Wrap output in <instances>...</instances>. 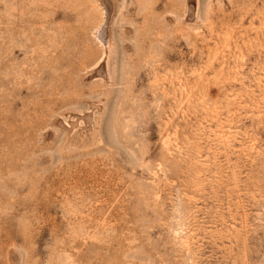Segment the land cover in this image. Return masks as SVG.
<instances>
[{
    "label": "rangeland",
    "instance_id": "rangeland-1",
    "mask_svg": "<svg viewBox=\"0 0 264 264\" xmlns=\"http://www.w3.org/2000/svg\"><path fill=\"white\" fill-rule=\"evenodd\" d=\"M117 2L0 0V264H264V0Z\"/></svg>",
    "mask_w": 264,
    "mask_h": 264
},
{
    "label": "bare ground",
    "instance_id": "bare-ground-1",
    "mask_svg": "<svg viewBox=\"0 0 264 264\" xmlns=\"http://www.w3.org/2000/svg\"><path fill=\"white\" fill-rule=\"evenodd\" d=\"M98 1V7L102 11L103 15V21L100 23L98 27H96L93 32V38L95 42L97 43L98 47L101 50V61L100 62H109V58L111 56L112 47H113V25L110 23L107 26V29H101L103 23L106 22L105 20L110 18L111 13H114L116 10L119 9V4L117 5V1L119 0H97ZM114 15V14H113ZM116 15V14H115ZM107 17V18H106ZM105 18V19H104ZM109 21V20H108ZM105 24V25H106ZM105 28V27H104ZM99 64V63H98ZM108 65V64H107ZM109 66V65H108ZM107 66V68H108Z\"/></svg>",
    "mask_w": 264,
    "mask_h": 264
}]
</instances>
